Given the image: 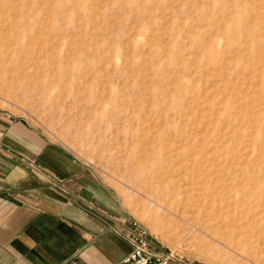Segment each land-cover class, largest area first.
Instances as JSON below:
<instances>
[{"label":"rangeland","instance_id":"obj_1","mask_svg":"<svg viewBox=\"0 0 264 264\" xmlns=\"http://www.w3.org/2000/svg\"><path fill=\"white\" fill-rule=\"evenodd\" d=\"M0 111L177 257L264 264V0H0Z\"/></svg>","mask_w":264,"mask_h":264},{"label":"crops","instance_id":"obj_2","mask_svg":"<svg viewBox=\"0 0 264 264\" xmlns=\"http://www.w3.org/2000/svg\"><path fill=\"white\" fill-rule=\"evenodd\" d=\"M133 219L84 162L0 111V264H116L131 249Z\"/></svg>","mask_w":264,"mask_h":264},{"label":"built area","instance_id":"obj_3","mask_svg":"<svg viewBox=\"0 0 264 264\" xmlns=\"http://www.w3.org/2000/svg\"><path fill=\"white\" fill-rule=\"evenodd\" d=\"M132 232L128 235L131 249L116 264H170L177 255L168 249L158 250L147 229L134 217Z\"/></svg>","mask_w":264,"mask_h":264},{"label":"bare ground","instance_id":"obj_4","mask_svg":"<svg viewBox=\"0 0 264 264\" xmlns=\"http://www.w3.org/2000/svg\"><path fill=\"white\" fill-rule=\"evenodd\" d=\"M220 185V184H219ZM214 192V191H213Z\"/></svg>","mask_w":264,"mask_h":264}]
</instances>
